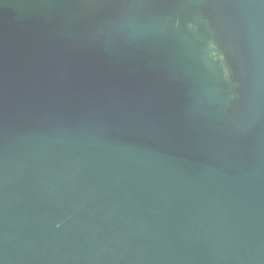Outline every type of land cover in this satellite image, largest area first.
<instances>
[{"label":"water","instance_id":"water-1","mask_svg":"<svg viewBox=\"0 0 264 264\" xmlns=\"http://www.w3.org/2000/svg\"><path fill=\"white\" fill-rule=\"evenodd\" d=\"M0 264H264V0H0Z\"/></svg>","mask_w":264,"mask_h":264}]
</instances>
